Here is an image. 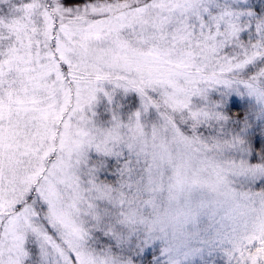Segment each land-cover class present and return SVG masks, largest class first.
Wrapping results in <instances>:
<instances>
[{
	"label": "snow or ice",
	"instance_id": "snow-or-ice-1",
	"mask_svg": "<svg viewBox=\"0 0 264 264\" xmlns=\"http://www.w3.org/2000/svg\"><path fill=\"white\" fill-rule=\"evenodd\" d=\"M0 264H264V0H0Z\"/></svg>",
	"mask_w": 264,
	"mask_h": 264
}]
</instances>
